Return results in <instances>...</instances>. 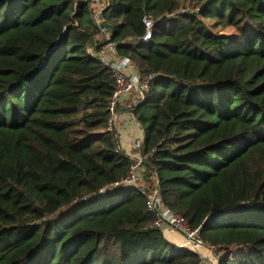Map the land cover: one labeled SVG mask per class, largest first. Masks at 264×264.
I'll return each mask as SVG.
<instances>
[{
  "label": "trees",
  "instance_id": "obj_1",
  "mask_svg": "<svg viewBox=\"0 0 264 264\" xmlns=\"http://www.w3.org/2000/svg\"><path fill=\"white\" fill-rule=\"evenodd\" d=\"M91 3L0 0V264H207L153 225L154 180L218 264H264V0ZM107 32L153 75L131 157L107 127ZM139 153L144 187H108Z\"/></svg>",
  "mask_w": 264,
  "mask_h": 264
},
{
  "label": "built area",
  "instance_id": "obj_2",
  "mask_svg": "<svg viewBox=\"0 0 264 264\" xmlns=\"http://www.w3.org/2000/svg\"><path fill=\"white\" fill-rule=\"evenodd\" d=\"M92 1L98 2L99 0ZM142 21L145 27V32L142 40L144 42H147L152 34L153 21L147 16H144L142 18ZM105 35H107L108 39H106V42L99 51L98 56L105 65H110L115 83L114 91L108 99L109 117L107 120L108 129H115L117 107L119 103H121L125 97L133 94L138 95L139 97H141V100H143L145 92L149 90L153 75L149 73L138 72L129 61V59H127L126 57L118 56L115 52V44L110 41L108 32ZM136 104H138V102H135L133 106H135ZM142 145L143 138L135 139L133 142V147L136 151H140ZM152 152L153 149L149 154H151ZM148 155L143 156L139 153L137 158H131L132 163L129 166L127 175L120 181L111 183L108 187L113 188L117 186H128L136 189L140 188V185L138 184L139 180L140 182H142V176L139 172L141 168L140 165L143 163V158ZM132 184L134 186H131ZM103 190H105V188L100 189V191ZM158 203V189L157 187H153V189L151 190V194L148 196L147 208L149 210H153L156 214V219L153 223L154 226L166 227L177 232H179V230L185 232L186 236H184V242L182 244H179V247H187L188 249L196 251L197 247L202 246L200 240L194 238L195 230H191L189 228L186 221L180 214L167 208L158 207Z\"/></svg>",
  "mask_w": 264,
  "mask_h": 264
},
{
  "label": "crops",
  "instance_id": "obj_3",
  "mask_svg": "<svg viewBox=\"0 0 264 264\" xmlns=\"http://www.w3.org/2000/svg\"><path fill=\"white\" fill-rule=\"evenodd\" d=\"M135 102L141 103L142 100H141V97L133 94V95L125 97L123 101L119 103L117 107V118H116V123H115V129L119 137L120 147L130 157L133 156L134 153L136 152L135 149L132 148V142L135 139L143 138V131L140 128V124L133 117L132 112H131V109L134 107L133 104ZM169 230L170 229L163 227L164 233L167 234L166 238L171 243L179 245L184 242L183 240L184 237L182 234L177 232L179 235L182 236V237H178L176 234L171 233V231ZM197 252L200 254L201 252H203L204 255L210 254L208 250L204 247H200V249H197Z\"/></svg>",
  "mask_w": 264,
  "mask_h": 264
},
{
  "label": "rangeland",
  "instance_id": "obj_4",
  "mask_svg": "<svg viewBox=\"0 0 264 264\" xmlns=\"http://www.w3.org/2000/svg\"><path fill=\"white\" fill-rule=\"evenodd\" d=\"M104 5V0H99L98 2H93L92 1V3H91V6L92 7H94V9L97 11V12H99L100 11V9L102 8V6ZM101 39L103 40V41H105L106 42V39H108V37H107V35H102L101 36ZM147 113H151V111L150 110H147L146 111ZM141 128V127H140ZM143 168H140V170H139V172H140V175L142 176V182H140V180H139V182H138V184L140 185V187H142V186H144V182H143ZM131 186H134L133 184L131 185ZM123 187H128V186H123ZM154 187H156V181L154 180ZM122 197L123 196H121V195H117V196H111L108 200H107V203H109V204H112V203H117L118 201H120L121 199H122ZM169 231H171V233H174V234H176L178 237H182L181 235H179L178 233H177V231H175V230H172V229H170ZM165 234V236H167V234L166 233H164ZM184 237V236H183ZM185 239V237L183 238V240ZM197 249H200V247H197ZM197 251V250H196ZM210 254L208 255H204V253L203 252H201V254H202V256H205V258L207 257V260H208V263L207 264H218V260L213 256L212 257V252L211 251H208ZM212 257V258H211Z\"/></svg>",
  "mask_w": 264,
  "mask_h": 264
},
{
  "label": "water",
  "instance_id": "obj_5",
  "mask_svg": "<svg viewBox=\"0 0 264 264\" xmlns=\"http://www.w3.org/2000/svg\"><path fill=\"white\" fill-rule=\"evenodd\" d=\"M100 17H101V14L99 13V14L97 15V19H100ZM99 24H100V26H101V25H102V21H99ZM133 189H135V188H133ZM179 233L182 234L183 236H186V233L183 232V231H181V230H179Z\"/></svg>",
  "mask_w": 264,
  "mask_h": 264
}]
</instances>
